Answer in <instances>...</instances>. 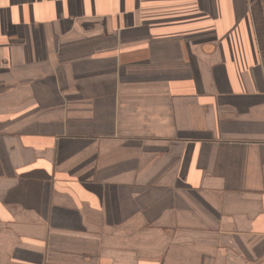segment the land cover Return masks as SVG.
<instances>
[{"label": "crops", "instance_id": "0c3cea01", "mask_svg": "<svg viewBox=\"0 0 264 264\" xmlns=\"http://www.w3.org/2000/svg\"><path fill=\"white\" fill-rule=\"evenodd\" d=\"M0 264H264V0H0Z\"/></svg>", "mask_w": 264, "mask_h": 264}]
</instances>
